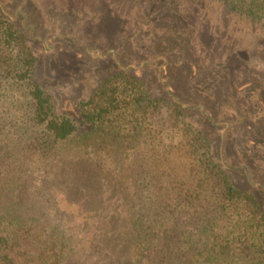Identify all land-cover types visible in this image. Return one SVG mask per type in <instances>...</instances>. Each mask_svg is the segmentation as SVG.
Listing matches in <instances>:
<instances>
[{"label": "trees", "instance_id": "obj_1", "mask_svg": "<svg viewBox=\"0 0 264 264\" xmlns=\"http://www.w3.org/2000/svg\"><path fill=\"white\" fill-rule=\"evenodd\" d=\"M217 2L264 31V0ZM29 39L0 7V264H264V176L220 157L199 89L117 68L58 104Z\"/></svg>", "mask_w": 264, "mask_h": 264}, {"label": "rangeland", "instance_id": "obj_2", "mask_svg": "<svg viewBox=\"0 0 264 264\" xmlns=\"http://www.w3.org/2000/svg\"><path fill=\"white\" fill-rule=\"evenodd\" d=\"M0 7L27 28L38 76L58 104L85 99L117 68L199 102L190 82L205 96L198 107L216 126L220 157L230 152L231 162L248 164V178L264 176V134L253 131L264 127V31L217 0H0Z\"/></svg>", "mask_w": 264, "mask_h": 264}]
</instances>
